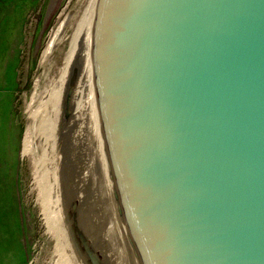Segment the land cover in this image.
I'll list each match as a JSON object with an SVG mask.
<instances>
[{
    "label": "water",
    "instance_id": "95a60500",
    "mask_svg": "<svg viewBox=\"0 0 264 264\" xmlns=\"http://www.w3.org/2000/svg\"><path fill=\"white\" fill-rule=\"evenodd\" d=\"M29 105L68 264H264V0H53Z\"/></svg>",
    "mask_w": 264,
    "mask_h": 264
},
{
    "label": "rangeland",
    "instance_id": "374dc122",
    "mask_svg": "<svg viewBox=\"0 0 264 264\" xmlns=\"http://www.w3.org/2000/svg\"><path fill=\"white\" fill-rule=\"evenodd\" d=\"M53 0H0V264H68L39 200L30 97Z\"/></svg>",
    "mask_w": 264,
    "mask_h": 264
}]
</instances>
